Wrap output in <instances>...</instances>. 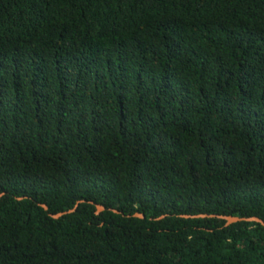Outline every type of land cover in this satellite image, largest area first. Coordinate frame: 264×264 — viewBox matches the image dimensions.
Segmentation results:
<instances>
[{
	"label": "trees",
	"instance_id": "trees-1",
	"mask_svg": "<svg viewBox=\"0 0 264 264\" xmlns=\"http://www.w3.org/2000/svg\"><path fill=\"white\" fill-rule=\"evenodd\" d=\"M0 194V264H264V0H0Z\"/></svg>",
	"mask_w": 264,
	"mask_h": 264
},
{
	"label": "water",
	"instance_id": "water-1",
	"mask_svg": "<svg viewBox=\"0 0 264 264\" xmlns=\"http://www.w3.org/2000/svg\"><path fill=\"white\" fill-rule=\"evenodd\" d=\"M1 196H2V195L0 194V197H1ZM42 207H43L44 209H47L45 205H42ZM101 210H103V208L99 206V207H98V211H101ZM71 211H73V210H71ZM71 211L62 212V213L57 214V215H54V216H52V217H53V218H59L60 216H62V215H64V214H67V213H69V212H71ZM136 216L143 218L142 215H136ZM185 217H187V216H185ZM196 217H201V218H203V217H216V216H213V215H199V216H196ZM216 218L225 220L226 225H230V224H232V223H236V222H242V221H245V222H257V223H260L262 226H264V222H263L262 220H260L259 218H257V217L238 218V217H229V216H217Z\"/></svg>",
	"mask_w": 264,
	"mask_h": 264
}]
</instances>
